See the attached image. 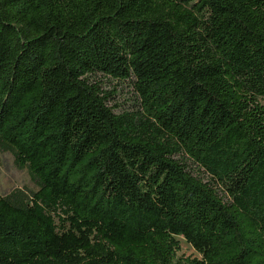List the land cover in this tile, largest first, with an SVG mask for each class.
<instances>
[{
	"label": "trees",
	"instance_id": "16d2710c",
	"mask_svg": "<svg viewBox=\"0 0 264 264\" xmlns=\"http://www.w3.org/2000/svg\"><path fill=\"white\" fill-rule=\"evenodd\" d=\"M0 151V264H264V0H0Z\"/></svg>",
	"mask_w": 264,
	"mask_h": 264
},
{
	"label": "rangeland",
	"instance_id": "374dc122",
	"mask_svg": "<svg viewBox=\"0 0 264 264\" xmlns=\"http://www.w3.org/2000/svg\"><path fill=\"white\" fill-rule=\"evenodd\" d=\"M116 81L106 83V87L111 89L116 87L118 90L117 95L114 97L113 102L124 104L127 106L129 99L133 96V87L130 83L115 84ZM15 188H25L27 190H37V185L33 182L28 172V169H20L15 163L14 156L9 152L0 151V194L4 195L9 193ZM181 243V250L179 255L200 257L194 248L188 244L184 238L177 237Z\"/></svg>",
	"mask_w": 264,
	"mask_h": 264
}]
</instances>
